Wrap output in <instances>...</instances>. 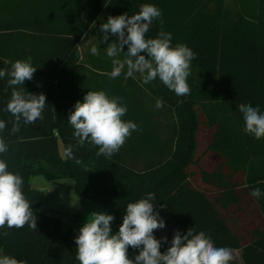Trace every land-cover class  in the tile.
<instances>
[{
  "label": "trees",
  "instance_id": "trees-1",
  "mask_svg": "<svg viewBox=\"0 0 264 264\" xmlns=\"http://www.w3.org/2000/svg\"><path fill=\"white\" fill-rule=\"evenodd\" d=\"M146 3L162 12L146 38H155L161 29L172 33L173 47L182 43L196 53L190 71H200L206 80L218 77L221 91L200 84L192 74L186 96H177L158 78L154 88L123 74L113 79L107 46L98 48L99 55L82 57L80 45L101 14L107 19L131 16ZM114 41L118 38L108 44ZM28 57L37 70L16 87L45 94L48 105L43 119L32 124L22 119L19 131L12 133L14 117L5 110L12 88L8 77L0 78V120L6 122L0 138L8 147L0 159L22 177L37 230L27 225L0 229L4 255L25 264H80L75 239L64 231L60 218L42 211L44 193L31 187L30 179L42 176L48 182L72 180L76 196L111 209L115 233L127 204L155 193L154 210H167L172 221L161 253L171 246L176 230L185 235L193 228L205 232L218 247L241 251L243 264H264V139L244 132L243 114L237 110L245 103L264 113V0L238 11L227 9L224 0H0V69ZM101 90L122 98L128 109L122 119L138 125L110 158L97 156L98 148L87 142L80 147L67 121L77 101L83 102L88 91ZM157 98L163 107L150 110L149 103L156 104ZM162 116L171 118L163 127ZM200 118L213 131L210 150L230 171L203 176L213 190L194 187L188 171L194 163ZM69 144L82 164L61 155V147L64 151ZM129 161L141 162V169ZM255 188L262 193L259 198L250 194ZM244 204L257 205L262 215L247 243L222 217V211H240ZM139 251L129 247V258Z\"/></svg>",
  "mask_w": 264,
  "mask_h": 264
},
{
  "label": "clouds",
  "instance_id": "clouds-1",
  "mask_svg": "<svg viewBox=\"0 0 264 264\" xmlns=\"http://www.w3.org/2000/svg\"><path fill=\"white\" fill-rule=\"evenodd\" d=\"M161 10L153 4H142L138 13L109 16L101 24L102 41L106 43L109 35L118 37V41L107 44L106 55L112 60L111 78L124 75L133 77L139 73L143 83L148 84L157 78L177 96H186L191 92L187 78L191 74V62L196 53L187 45L178 43L172 46V33L161 29L155 38H146L153 21L161 18ZM163 21L161 20V24ZM127 45V52L124 46ZM92 55H99V49L93 45ZM124 59H120V54ZM144 53V54H141ZM37 68L31 63V57L11 63L10 69H0V78L8 77L7 84L12 88L11 98L6 111L14 117L12 133L20 128V121L25 124L43 119L42 113L48 105L43 93L33 94L24 87L25 81L31 80ZM120 97H109L105 91H88L83 102L77 101L67 121L74 129L73 136L77 144L83 147L85 142L98 148L97 156L110 158L117 153L138 125L122 119L127 114V106ZM157 108L163 107V101L156 99ZM237 110L243 114L244 132L255 139H264V113L259 107L241 103ZM54 111V109H53ZM6 122L0 120V131ZM74 145L69 144L63 151L67 159H74L76 164L83 163L74 155ZM8 147L0 138V154ZM23 179L8 170V164L0 159V229L23 228L27 225L37 230L36 216L32 204L23 193ZM259 198L262 193L255 188L250 193ZM155 193H148L146 198L128 203L126 214L116 234H111L114 216L104 212L91 213L75 237L76 259L80 264H231L233 252L228 247H218L213 240L200 231L189 228L185 235L179 230L174 232L171 246L161 253L162 242L167 237L157 239L154 230L165 227L164 220L155 211ZM167 205H161L165 208ZM7 235V233H5ZM140 249L134 259L129 258L128 249ZM0 264H25L14 257L0 256Z\"/></svg>",
  "mask_w": 264,
  "mask_h": 264
},
{
  "label": "rangeland",
  "instance_id": "rangeland-1",
  "mask_svg": "<svg viewBox=\"0 0 264 264\" xmlns=\"http://www.w3.org/2000/svg\"><path fill=\"white\" fill-rule=\"evenodd\" d=\"M256 0H224L225 6L227 9L232 11H238L242 8L253 7L255 5ZM107 22V18L104 14H101L98 18V21L91 28L90 32L86 35L80 45V52L84 59H87L90 55L91 47L93 45L97 46V48L106 47L109 41L113 38H118L109 35L108 41L103 43L102 36L103 33L99 31L101 24ZM191 74L194 79L209 88L221 91V85L218 77H214L211 80H206L204 76L198 70H192ZM133 78H135L141 85H143L142 77L139 73H134ZM148 85L152 88L155 87V83L152 81L148 83ZM156 104L153 102L149 103V109H156ZM159 109V108H158ZM164 112V111H162ZM165 113V112H164ZM169 116H162L160 119V123L163 126L166 125V121H170ZM201 125L196 133V141H195V156L194 163L189 167L188 171L192 175L191 182L194 187L199 190H213V186L206 183L203 179L204 175H211L222 173L227 175L230 173L229 169L225 166L223 161L210 150V146L213 139V131L208 129L204 124V121L200 118ZM163 138H166V135L162 133ZM133 166L141 169V162L129 161ZM67 182H72L69 180ZM106 210V211H104ZM93 212H104L106 214H112V210L106 207H102L95 203L89 202L86 210L81 214V220L86 221L88 216ZM160 217L165 222V227L163 229L154 230L155 238L167 237L172 232V221L171 216L168 211L163 209L159 211ZM226 222L229 226H232V231L238 237H240L244 242L249 241L251 231L260 226L262 223V215L260 214L259 207L257 205H243L240 211L236 212H228ZM234 216L235 222L231 223V216ZM231 223V224H230Z\"/></svg>",
  "mask_w": 264,
  "mask_h": 264
},
{
  "label": "crops",
  "instance_id": "crops-1",
  "mask_svg": "<svg viewBox=\"0 0 264 264\" xmlns=\"http://www.w3.org/2000/svg\"><path fill=\"white\" fill-rule=\"evenodd\" d=\"M63 156V148L60 149ZM68 180L48 182L42 176L32 177L30 179L31 187L35 190L44 193V201L42 204V211L51 213L61 219L64 231L70 232L75 239L79 235L80 228L86 221L81 220V214L86 210L89 201H86L74 193V182H67ZM248 205V204H244ZM252 206V205H249ZM106 211V210H104ZM107 212V211H106ZM113 215V213L111 214ZM227 212L222 211V217L226 220ZM231 216L230 222L234 223L236 220ZM230 223V224H231ZM229 226V225H228ZM232 228V226H229ZM111 234H116L111 224ZM251 234V233H250ZM247 243V242H246ZM236 264H243L241 259V251H232ZM4 253L0 250V256Z\"/></svg>",
  "mask_w": 264,
  "mask_h": 264
}]
</instances>
